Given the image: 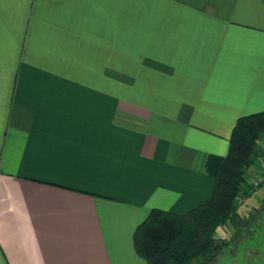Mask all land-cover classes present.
<instances>
[{
	"label": "crops",
	"instance_id": "0c3cea01",
	"mask_svg": "<svg viewBox=\"0 0 264 264\" xmlns=\"http://www.w3.org/2000/svg\"><path fill=\"white\" fill-rule=\"evenodd\" d=\"M262 111L264 0H0V264H146Z\"/></svg>",
	"mask_w": 264,
	"mask_h": 264
},
{
	"label": "trees",
	"instance_id": "16d2710c",
	"mask_svg": "<svg viewBox=\"0 0 264 264\" xmlns=\"http://www.w3.org/2000/svg\"><path fill=\"white\" fill-rule=\"evenodd\" d=\"M262 137L264 111L239 117L227 153L207 157L205 170L215 179L210 197L185 213L150 210L132 235L134 250L146 264L213 263L227 244L216 236L217 228L239 222L238 203L254 189L246 175L264 153L257 142Z\"/></svg>",
	"mask_w": 264,
	"mask_h": 264
},
{
	"label": "rangeland",
	"instance_id": "374dc122",
	"mask_svg": "<svg viewBox=\"0 0 264 264\" xmlns=\"http://www.w3.org/2000/svg\"><path fill=\"white\" fill-rule=\"evenodd\" d=\"M260 165L257 158L246 175L247 183ZM238 212L241 218L236 225L227 223L217 228L216 236L227 244L209 264H264V183L238 203Z\"/></svg>",
	"mask_w": 264,
	"mask_h": 264
},
{
	"label": "built area",
	"instance_id": "2783aa9c",
	"mask_svg": "<svg viewBox=\"0 0 264 264\" xmlns=\"http://www.w3.org/2000/svg\"><path fill=\"white\" fill-rule=\"evenodd\" d=\"M258 146L260 145L261 150L264 149V139L262 140H258ZM258 158H260V163H261V168L256 170V175L253 176L250 181L249 184L251 186H253L254 188L258 187L260 184L264 183V157L259 156Z\"/></svg>",
	"mask_w": 264,
	"mask_h": 264
}]
</instances>
